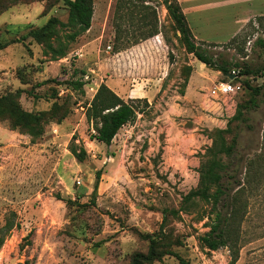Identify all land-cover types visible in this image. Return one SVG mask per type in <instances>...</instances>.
Returning a JSON list of instances; mask_svg holds the SVG:
<instances>
[{
    "label": "rangeland",
    "instance_id": "374dc122",
    "mask_svg": "<svg viewBox=\"0 0 264 264\" xmlns=\"http://www.w3.org/2000/svg\"><path fill=\"white\" fill-rule=\"evenodd\" d=\"M93 1L92 29L66 58L51 62L45 45L28 35L51 18L66 24L63 2L0 0V10L9 6L0 16V98L22 92L16 103L37 118L16 130L0 120V264H131L135 254L149 252L151 239L163 255L151 264H180L170 252L189 264H229V249L212 252L201 243L214 218L211 205L185 198L199 188L219 134L228 142L238 134L239 110L252 128L243 135L241 158L253 164L259 185L240 195L250 216L238 264H264V95L252 92L264 94V16L251 19L235 43L210 49L236 75V66L258 73L239 78L245 91L225 113L213 92L230 80L187 53L166 10L173 0ZM102 84L126 102L150 106L137 103L145 114L110 147L93 139L86 118ZM73 146L86 151L83 162L71 154Z\"/></svg>",
    "mask_w": 264,
    "mask_h": 264
},
{
    "label": "trees",
    "instance_id": "16d2710c",
    "mask_svg": "<svg viewBox=\"0 0 264 264\" xmlns=\"http://www.w3.org/2000/svg\"><path fill=\"white\" fill-rule=\"evenodd\" d=\"M61 1L68 10V22L64 24L56 18H51L41 30L30 32L28 35V37L33 38L39 44L45 45L44 55L47 57L51 54V62L63 60L68 56L69 47L79 37L90 31L95 13L93 0ZM120 2L122 0H118V3ZM54 6L55 4L50 7ZM165 6L170 18L176 24L177 31L181 36V42L185 46L187 53L208 69L222 73L226 77L231 75L233 72L230 64L224 60L219 61V56L216 57L215 54L210 52V49L214 47L213 44L199 43L195 40L178 0L166 1ZM8 9L9 6L2 8L0 16ZM57 27L59 32L55 30L54 33V29ZM63 30L67 31L66 34L59 36ZM154 36L156 34L151 37ZM239 38L240 36L237 35L230 43H235ZM54 43L55 45L57 44V47H54ZM258 43L262 42L258 40ZM1 50H3L2 47H0ZM236 69H241L239 75H237L238 78L258 74L248 66H245V68L236 66ZM259 75H264V69ZM246 85L249 87L248 84ZM83 86L84 84L81 82L74 84L76 89H80ZM243 86L245 91V85L243 84ZM252 92L254 97L264 95L262 88L252 89ZM21 94L22 92H18L16 95L11 94L0 98V120H9L15 130L22 126L29 127L32 121H37L35 116L22 110L20 104L16 103ZM142 101L145 103V108L149 109L150 106L146 100H130L126 102L107 85L102 84L86 112L87 121L93 125L96 133L93 139L110 147L121 130L128 125L134 124L140 115L145 114L146 111L140 109L137 105V103ZM256 104L257 101L255 100L250 102V105L254 107L253 109L257 108ZM234 121L238 123L236 127L238 134L230 142L225 139L224 132L219 134L220 144L218 149L202 165L200 170L199 188L185 198L186 203L200 201L211 205V215H214V218L212 216L209 217L210 225L208 227L210 231L201 239V243L212 252L229 249L231 252L229 264H237L239 261L242 225L247 220V217L250 216L249 206L248 204H241L240 195L248 190H258L257 186L259 185L255 180L253 164L250 162L246 163L241 158L243 135L252 133V128L248 124L249 119L239 110ZM70 152L80 162H83L86 158L84 149L79 152L78 148L73 146ZM101 178L102 172L100 171L96 174L95 192L98 191ZM165 222L166 216L164 217ZM158 246V241L151 239L149 252L147 254H135L132 257L131 264H151L159 261L163 255L158 253ZM167 255L178 260L180 264H189L179 254L170 252ZM25 264H30V262L27 261Z\"/></svg>",
    "mask_w": 264,
    "mask_h": 264
},
{
    "label": "crops",
    "instance_id": "0c3cea01",
    "mask_svg": "<svg viewBox=\"0 0 264 264\" xmlns=\"http://www.w3.org/2000/svg\"><path fill=\"white\" fill-rule=\"evenodd\" d=\"M178 2L195 40L199 43L214 44L234 38L251 19L264 16V0H178ZM230 8H238L241 11L238 18L231 19L226 14L220 16Z\"/></svg>",
    "mask_w": 264,
    "mask_h": 264
},
{
    "label": "built area",
    "instance_id": "2783aa9c",
    "mask_svg": "<svg viewBox=\"0 0 264 264\" xmlns=\"http://www.w3.org/2000/svg\"><path fill=\"white\" fill-rule=\"evenodd\" d=\"M109 50H111V48H109ZM77 56L80 58L83 57L80 54H77ZM233 74L236 76L234 81L221 84L219 87H217L216 91L213 92V95L224 100L225 104L224 106L220 107V109H222V111L225 113H229L232 110V107L229 105L234 104L235 108V99L238 98V96L244 91L243 83L239 80L235 72H233Z\"/></svg>",
    "mask_w": 264,
    "mask_h": 264
},
{
    "label": "water",
    "instance_id": "95a60500",
    "mask_svg": "<svg viewBox=\"0 0 264 264\" xmlns=\"http://www.w3.org/2000/svg\"><path fill=\"white\" fill-rule=\"evenodd\" d=\"M227 78L230 80V81H234L236 79V76L235 74H231V75H228Z\"/></svg>",
    "mask_w": 264,
    "mask_h": 264
}]
</instances>
